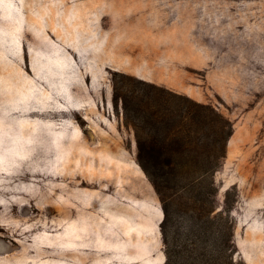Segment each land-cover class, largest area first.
Instances as JSON below:
<instances>
[{
    "label": "rangeland",
    "instance_id": "374dc122",
    "mask_svg": "<svg viewBox=\"0 0 264 264\" xmlns=\"http://www.w3.org/2000/svg\"><path fill=\"white\" fill-rule=\"evenodd\" d=\"M17 1L0 5V264H164L115 72L220 116L219 210L236 190V257L264 264V0Z\"/></svg>",
    "mask_w": 264,
    "mask_h": 264
},
{
    "label": "trees",
    "instance_id": "16d2710c",
    "mask_svg": "<svg viewBox=\"0 0 264 264\" xmlns=\"http://www.w3.org/2000/svg\"><path fill=\"white\" fill-rule=\"evenodd\" d=\"M17 2L0 0V5L15 13ZM75 50L82 58L80 48ZM88 72L94 92L97 73ZM112 82L113 102L136 134V160L161 201L164 264H244L236 257L234 243L237 191L228 189L223 209L218 206L216 172L227 156L231 136L219 134L220 116L216 119L210 106L133 75L115 72ZM173 101L179 107L173 108ZM94 104L88 97L83 104H68L61 110L82 111Z\"/></svg>",
    "mask_w": 264,
    "mask_h": 264
},
{
    "label": "crops",
    "instance_id": "0c3cea01",
    "mask_svg": "<svg viewBox=\"0 0 264 264\" xmlns=\"http://www.w3.org/2000/svg\"><path fill=\"white\" fill-rule=\"evenodd\" d=\"M87 51H89L90 49H93V47H88V48H85ZM88 55L87 54H84L83 57H87Z\"/></svg>",
    "mask_w": 264,
    "mask_h": 264
}]
</instances>
